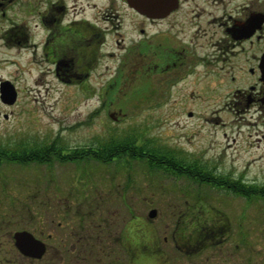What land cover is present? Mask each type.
Segmentation results:
<instances>
[{
	"label": "flooded vegetation",
	"instance_id": "obj_1",
	"mask_svg": "<svg viewBox=\"0 0 264 264\" xmlns=\"http://www.w3.org/2000/svg\"><path fill=\"white\" fill-rule=\"evenodd\" d=\"M150 4L151 13L145 14L129 0H0V70H7L6 76L0 73V105L6 108L0 114L11 130L38 133L57 124L58 136L71 131L76 121L69 124L61 112L70 117L76 113L78 88L82 99L97 100L90 102V120L106 113L121 122L128 114L124 103L136 99L175 105L235 103L251 118H262L264 0ZM6 84L15 94L13 101L1 97ZM28 89L34 94L23 95ZM25 114L30 121L22 125L18 122ZM65 139L20 143L22 155L14 154L13 143L0 144V166L10 160L134 167L136 193L141 165L198 185L205 180L208 165L203 159L181 156L152 139H137L136 144L108 139L98 147L71 145ZM179 167L184 174L175 169ZM121 192L115 182L109 190L98 189L102 198ZM55 195L57 206L47 199L42 203L49 205L26 211L0 207V264H264V247L255 255L248 225L240 222L237 228L220 208L159 212L151 207L146 214L137 206H106L104 200L98 206H63V199L67 203L73 195ZM81 197L88 202V194ZM153 209L155 216L150 215Z\"/></svg>",
	"mask_w": 264,
	"mask_h": 264
},
{
	"label": "rangeland",
	"instance_id": "obj_2",
	"mask_svg": "<svg viewBox=\"0 0 264 264\" xmlns=\"http://www.w3.org/2000/svg\"><path fill=\"white\" fill-rule=\"evenodd\" d=\"M0 73L6 76L7 70H0ZM31 87L27 85V88ZM22 94L34 93L28 89L23 90ZM77 94L76 113L70 117L68 111L61 112L69 124L76 121V127L71 131L58 136V125L52 124L53 130L36 133V129H27L17 133L11 130L10 122L0 114V144L8 147L13 143L15 148L12 151L20 152L21 149H17L20 143H46L54 138L66 137L67 143L81 147L89 144L98 147L108 139L109 142L127 137L142 141L152 139L158 144L178 150L181 156L188 153L200 157L214 175H225L231 181H239L244 188L252 185L264 187V116L260 119L251 118L249 112H242L240 105L235 103L208 101L175 105L172 102L140 103L136 99L124 103L128 114L121 122H114L106 113H103L102 119L96 116L90 120L93 109L91 103L95 105L97 100L95 98L94 102L88 99L87 102L84 97L85 102L79 88ZM0 110L5 112L6 108L0 105ZM189 111L194 114L189 116ZM21 119L18 123L29 124L26 114ZM101 120L106 124H102ZM31 126L34 127L33 124ZM133 169L120 165L105 166L91 161L87 164L83 161L66 165H24L4 160L0 166V207L26 211L38 205H49L48 201L42 203L47 199L52 200L51 205L57 206L56 192H60L62 197L73 195L67 203L64 202L67 199H63V203H60L63 206H88L91 203L98 206L104 200L106 206H137L146 214L151 207L157 208L159 212L176 207H216L231 217L237 228L240 222L245 227L248 225L246 228H250L255 255L257 250L264 247V199H248L228 186L198 185L187 178H172L160 170L150 172L146 165H141L136 174V193L132 188L135 176ZM113 182L120 183L123 193L104 194L102 198L98 189L102 185L109 190ZM70 190L76 193L81 191L82 194H74ZM83 194H88V202L85 197H81ZM40 196L44 197L40 199ZM261 256L258 255V258Z\"/></svg>",
	"mask_w": 264,
	"mask_h": 264
},
{
	"label": "trees",
	"instance_id": "obj_3",
	"mask_svg": "<svg viewBox=\"0 0 264 264\" xmlns=\"http://www.w3.org/2000/svg\"><path fill=\"white\" fill-rule=\"evenodd\" d=\"M138 138H135V137H127V138H122V140L120 141H110L112 144L113 143H132V144H136L138 141H137ZM148 142V141H146ZM80 149H78V153L80 152ZM115 150L112 149V152H114ZM21 153H16L14 152V154L16 155H22L23 151H20ZM50 152V151H49ZM109 152L111 153V150H109ZM81 153V152H80ZM109 153V154H110ZM117 153V152H116ZM131 156H135L134 155V152H131ZM45 154V157L47 156L48 157V151H45L44 152ZM22 158V157H20ZM24 158V156H23ZM46 159V158H45ZM176 170L178 169L179 171V174H184L183 170L181 167L179 168H175ZM206 170L208 172L205 173V180H204V184H207V185H210V186H218V187H226L228 186V188L232 189L235 191V193H237L238 195H241V196H245L246 198H257V199H264V187H261V188H257V187H253L250 186V187H247V188H244L243 186H241V183L239 181H231L229 179V177L225 176V175H219L217 176V178H212L211 180L208 179V176L207 175H212L213 174V171L211 169H209L208 167H206ZM233 182V183H231Z\"/></svg>",
	"mask_w": 264,
	"mask_h": 264
},
{
	"label": "water",
	"instance_id": "obj_4",
	"mask_svg": "<svg viewBox=\"0 0 264 264\" xmlns=\"http://www.w3.org/2000/svg\"><path fill=\"white\" fill-rule=\"evenodd\" d=\"M129 1L137 9H140L143 13H145V14L151 13L152 7L150 4V0H129ZM1 97L3 98L4 101H13L15 94L12 95V91H11L10 87H7V84H6L3 91H1ZM155 214H156V209H153L150 212V215L155 216Z\"/></svg>",
	"mask_w": 264,
	"mask_h": 264
}]
</instances>
